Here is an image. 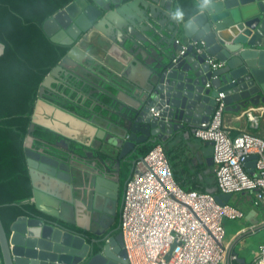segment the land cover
<instances>
[{
	"label": "water",
	"instance_id": "1",
	"mask_svg": "<svg viewBox=\"0 0 264 264\" xmlns=\"http://www.w3.org/2000/svg\"><path fill=\"white\" fill-rule=\"evenodd\" d=\"M194 1L196 13L187 20L176 15L175 0H73L43 22L49 39L69 49L38 88L23 142L36 212L17 217L7 233L0 221V264H126L121 233L112 234V211L130 154L207 121L219 93L224 111L264 103V0ZM93 33L130 62L118 59L111 68L94 58L82 46ZM199 40L204 46L197 52L188 42ZM209 58L222 66L211 67ZM67 77L80 83L83 97L106 100L92 96L84 116L67 109L50 96L57 92L51 84ZM42 113L88 132L90 150L76 140L34 138L39 126L59 133L41 121ZM202 152L212 164L210 142ZM255 158L245 160L249 174ZM208 192L221 205L231 198Z\"/></svg>",
	"mask_w": 264,
	"mask_h": 264
},
{
	"label": "built area",
	"instance_id": "2",
	"mask_svg": "<svg viewBox=\"0 0 264 264\" xmlns=\"http://www.w3.org/2000/svg\"><path fill=\"white\" fill-rule=\"evenodd\" d=\"M188 44L197 52L204 46L201 40ZM207 61L213 68L222 66L213 58ZM222 98L219 93L208 120L192 126L191 133L211 143L216 191L253 192L255 205L264 208V134L243 130L231 136L222 121ZM243 113L249 128L255 130L264 105ZM249 155L256 156L252 174L244 166ZM243 216L236 206L218 204L212 193L182 189L163 146L156 144L134 162L123 189L119 232L124 260L126 264H264V242L251 260L242 263L231 247L222 244L224 221Z\"/></svg>",
	"mask_w": 264,
	"mask_h": 264
},
{
	"label": "trees",
	"instance_id": "3",
	"mask_svg": "<svg viewBox=\"0 0 264 264\" xmlns=\"http://www.w3.org/2000/svg\"><path fill=\"white\" fill-rule=\"evenodd\" d=\"M71 1L0 0V43L3 45L0 56V221L6 233L17 217L36 212L30 201L31 184L23 142L38 88L69 49L51 41L42 24ZM174 8L181 12L182 20L189 19L197 10L194 0H175ZM79 87L78 81L67 77L66 81L56 86L57 92L50 96L67 109L84 116L87 115L84 109L91 104L92 96L97 95L83 97ZM83 89L88 90L86 87ZM32 136L53 139L54 135L37 127ZM156 144L164 148L160 141L149 142L130 156L142 157ZM166 157L171 166L169 157ZM172 172L177 182L173 167ZM181 187L184 190L206 191L203 187ZM231 204L234 206L233 202ZM86 234L87 240L91 241L94 235Z\"/></svg>",
	"mask_w": 264,
	"mask_h": 264
},
{
	"label": "crops",
	"instance_id": "4",
	"mask_svg": "<svg viewBox=\"0 0 264 264\" xmlns=\"http://www.w3.org/2000/svg\"><path fill=\"white\" fill-rule=\"evenodd\" d=\"M175 11L176 13L177 12L181 13L178 9L177 10L175 9ZM82 46L94 58L98 59L104 65L106 64L107 66H110L111 68L117 66L116 63L118 59H126L125 62H130L131 60L130 55L128 54L126 55L120 48L117 47V45L107 42L106 38L101 36V34H96V33L91 34L89 36L88 42H82ZM95 67L101 70V67H99L98 65H96ZM135 68L136 65L132 66L131 69L133 70ZM132 73L135 75L136 78H139L138 72L136 70H134ZM58 84L56 85L51 84V85H53L52 86L53 88H56ZM93 94L97 95L99 98H101V100H106L103 94H96V93ZM88 102L90 103V100ZM263 105L264 103H259L256 106L248 105L247 107L240 109V111L238 112L224 111L222 116L223 125L228 129V131H230L229 134L231 136H236L239 132L243 130L249 131L256 135H263L264 114L260 116L258 128L253 130L249 128L248 122L243 113L244 110L248 108L256 109ZM94 107L96 110L98 111L100 110L98 106L97 107L95 106V103H94ZM40 119L41 121H44L47 124L51 125L59 132V133L54 132V134L52 133V135H54L53 139L63 138L67 143L73 142L75 140L80 141L82 143V146L85 145L84 147H86L84 150H90L88 148V144L90 146L93 140L88 137L87 135L88 132L77 128L78 125L75 122L70 121L66 117H59V116L53 117L52 115H47L45 113H42ZM96 120L97 122H100L98 119ZM191 128H192L191 126L184 127L182 131L180 130L177 135L169 136L164 141L163 144L165 149L164 151L165 155L167 154L166 156L169 157L171 166L173 165L172 167L176 171L177 182H179L178 185L180 187L181 186H185L186 188L203 187L206 188L205 192H208L209 190L217 192L214 182L215 180L213 175V165L212 164L208 165L206 163L205 157L202 152V148L204 147L205 142L194 137L191 133ZM139 158L140 156L136 158L130 156L129 157L130 161L127 163H123L122 165L119 175L118 198L116 200V204L112 211L114 215L112 229L116 231H114L112 234L119 232V213L122 204L123 189L125 186V182L127 181V179L131 174L132 166L134 165V162ZM239 193L241 194L233 193L228 203L231 204L233 202L234 206L238 207L243 211L244 216L241 219H238L237 221L234 220L233 222H230V220H225L224 236L226 234V230L229 229L230 238L228 240L229 245L227 247H231L232 251H234L237 254L239 260L241 259L247 262L246 258H244L243 256H239V253L234 250V245L238 239H240L242 236L247 234L246 231L249 232L254 231L255 230L254 227L259 225L260 223H262L263 224L262 226H264V208L255 205V201H254L255 195L253 192H239ZM77 194L79 195V192H77L76 195ZM91 228L94 229L97 228V226L92 225ZM91 237H93V235ZM256 252L254 253L253 257L256 255Z\"/></svg>",
	"mask_w": 264,
	"mask_h": 264
},
{
	"label": "rangeland",
	"instance_id": "5",
	"mask_svg": "<svg viewBox=\"0 0 264 264\" xmlns=\"http://www.w3.org/2000/svg\"><path fill=\"white\" fill-rule=\"evenodd\" d=\"M237 221V220H236ZM233 222V221H230ZM260 223L259 225L254 227V231H246L247 234L242 236L240 239L235 242L234 250L239 253V256H243L244 258L251 259L256 252L257 245L264 241V226ZM230 238V230H226V234L222 240V244L224 247H227L228 240Z\"/></svg>",
	"mask_w": 264,
	"mask_h": 264
},
{
	"label": "flooded vegetation",
	"instance_id": "6",
	"mask_svg": "<svg viewBox=\"0 0 264 264\" xmlns=\"http://www.w3.org/2000/svg\"><path fill=\"white\" fill-rule=\"evenodd\" d=\"M142 147H144V145H142V146L138 147V150H141V149H142ZM138 150H137V151H138ZM137 151H136V152H137ZM131 154H132V153H131ZM131 154H130V155H131Z\"/></svg>",
	"mask_w": 264,
	"mask_h": 264
},
{
	"label": "clouds",
	"instance_id": "7",
	"mask_svg": "<svg viewBox=\"0 0 264 264\" xmlns=\"http://www.w3.org/2000/svg\"><path fill=\"white\" fill-rule=\"evenodd\" d=\"M176 15L179 16V15H181V13L177 12Z\"/></svg>",
	"mask_w": 264,
	"mask_h": 264
}]
</instances>
